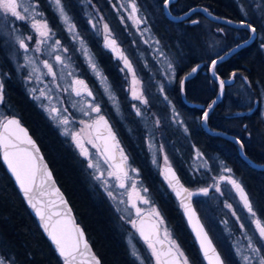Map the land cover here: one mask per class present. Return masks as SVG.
I'll list each match as a JSON object with an SVG mask.
<instances>
[{
  "label": "snow or ice",
  "instance_id": "1",
  "mask_svg": "<svg viewBox=\"0 0 264 264\" xmlns=\"http://www.w3.org/2000/svg\"><path fill=\"white\" fill-rule=\"evenodd\" d=\"M47 2L55 13L62 29H57L50 25L49 20L45 17V13L40 10L38 2L25 4L24 0H0V14L8 18L3 22L4 27H7L8 24L14 21H19L34 33V35H24L20 33L19 27L13 24L11 34L3 37L5 45L11 44L14 47L15 51L13 55L19 54L23 60L22 63L16 64V68L18 71L20 69L26 70L23 80L29 95L37 101L38 106L43 109L54 126L61 130V135L67 137L72 146L78 150L80 156L86 161V167L92 170L93 179L102 185L109 199L116 200V195L111 190L112 188L123 190V193L127 195V200L121 199L119 203L125 204L127 208L133 210L137 219H131L132 212H130L129 219L126 222L130 223L138 232L154 264H193L176 240L171 237L167 229H164V239L161 240L160 226L164 224V220L155 206H152L150 209L154 223L149 230H145L142 209L138 205H151V201L144 195L148 192V189L140 187L136 179L139 176V170L130 164V157L121 146L117 133L104 112L98 91L94 90L93 86L88 83L78 66L73 67V64L76 63L73 59L74 55L76 53L80 54L87 67V71L95 77L104 95L107 96L109 103L119 112V102L115 89L104 74L95 53L91 50L89 42L78 29L74 17L67 10L63 0H47ZM173 2L174 0H158L156 7L165 15H169V9ZM86 3L92 4V0H86ZM109 3H112V0H109ZM238 4L244 18L238 23L224 19L223 23L244 28L247 32L251 33V36L245 39L243 43L236 45L235 48H228L223 54L218 52L215 58L208 57L204 65L196 64L190 72L179 78L180 94L181 96H186L187 83L194 79L202 66L206 65L207 71L210 74L208 83L217 86L215 98L211 99L206 107L200 109L201 114L196 118L197 122L202 126H207L212 111L222 101L226 85L231 83L238 75L234 71L231 73L230 78L225 80L217 72L218 64L227 55L244 47L260 31L251 22L248 12L243 4L240 3V0H238ZM93 9L95 10V5H93ZM113 9L117 12H125L127 19L138 30V34L144 43L150 47L155 45L152 50L159 57H165L164 52L160 48L161 42L158 39L155 37L145 39V33L150 34L151 30L147 27L148 19L141 11L137 0H126V2L125 0H115ZM196 11H200V9H189L183 13L180 19L190 17L191 13ZM203 11L209 16L212 15L207 8H204ZM86 15L88 16L87 23L91 26L94 36L102 39L101 47L105 52H111L113 58L121 61L123 66L120 68V72L124 79L129 81L130 78L131 87L124 89L129 92V98L132 101H138L139 105L147 108L149 101L142 90L141 80L137 75L134 64L123 51L109 24L104 21V17L100 15L99 11H96L95 15H92V13H86ZM260 15L264 16V12L260 13ZM97 17L99 18L97 19ZM213 18L220 19L217 17ZM121 23H124L123 18L121 19ZM190 23L198 25L200 21L192 19ZM142 25L145 27L142 28ZM61 30L67 33L71 46L58 38V31ZM218 31L224 34L225 29L219 28ZM33 40L34 45L31 43ZM260 47L264 49V37L260 41ZM45 51L52 57L54 63L50 62L49 59H38L39 54ZM32 54L37 55L34 56ZM9 58L11 59L12 57L10 56ZM165 59L167 58L165 57ZM13 63H16L15 60H13ZM38 63L41 67L37 66ZM41 68L46 71H41ZM58 69L61 71L58 72ZM3 75H7V73ZM164 75L169 84L173 83L177 75L176 69L170 60L166 64ZM42 76L51 77L53 84L45 85V87L32 86L34 83L44 84ZM65 78H67L66 83H59V81L65 80ZM244 83L248 84L247 77H244ZM51 87H55L57 92L75 96L81 105L78 111L82 118L76 119L75 115L69 111V108L63 107V102L60 105L54 104L53 95L50 91ZM158 91L171 110L172 124L177 125L186 136L189 135V129L185 121L181 119L179 110L167 95L168 89L163 84H159ZM260 95L264 97V91ZM4 99V83L0 80V104L4 102ZM131 107L137 117L144 116L145 113L136 103H133ZM249 110L251 111V108ZM235 115H243V113H236ZM160 123V120L155 121L157 127L160 126ZM74 124L82 126L79 131L70 127ZM247 127V125H244L246 130ZM85 132L89 136L87 140L84 137ZM214 134L219 133L214 132ZM250 136L251 133H249ZM100 140H103V147L98 143ZM233 142L239 146L241 153L244 154L245 144L243 140L240 137H234ZM88 143L96 148L100 160L103 161L106 167L102 168L99 161L93 159L92 154L85 146ZM146 143H149V141L146 140ZM152 147L155 148V145L153 144ZM193 150L195 152L194 159L204 158L198 149L194 147ZM156 151L162 157V164L154 157L152 161L153 165H159L161 176H163L169 187L176 191L178 197L182 194H186L188 198L192 195L207 196L209 187H214L217 192H221V183L231 185V188L239 197L243 209L251 219L255 234L259 237L258 243L252 235L245 232V238L248 241L246 249L243 254L237 250V259L240 261V264H264V218L258 215L244 186L232 175V169L222 167L221 172L227 175L214 176L213 180L215 183L213 185L201 188L198 193H193L181 183L175 169L170 163L168 155L165 154L164 145L160 144ZM244 155L247 159L246 154ZM0 159H2L8 173L14 178L24 199L35 211V215L40 220V226L47 233L64 264H100V261L94 255H90L91 250L84 232L72 219L67 203L59 193V190L54 186L52 173L45 163L37 143L22 126L18 117L0 116ZM252 166L256 167L255 164ZM45 196L49 197L47 203L43 199ZM51 197H55L56 199L53 200ZM56 201H59V203H56ZM182 206L185 208V214L191 223L195 213L191 210L190 204H184L182 201ZM225 207L232 211L233 216L237 217V223H240V218L233 211V206L226 203ZM121 219L123 220L125 217L121 216ZM240 228L242 232L245 231L243 223H240ZM194 231L199 242L200 253L207 264H229V261L213 245L204 228L199 225V221L196 222ZM130 254L137 261V264H144V259L138 252L133 250ZM0 264H14V260L0 256Z\"/></svg>",
  "mask_w": 264,
  "mask_h": 264
},
{
  "label": "rangeland",
  "instance_id": "2",
  "mask_svg": "<svg viewBox=\"0 0 264 264\" xmlns=\"http://www.w3.org/2000/svg\"><path fill=\"white\" fill-rule=\"evenodd\" d=\"M72 1L73 6H70L68 4V0L67 2L63 0L67 10L74 17L78 29L81 31L82 35H84V38L89 42L91 50L93 53H95L97 61V53L99 52L100 54L106 55L109 62L108 64L113 67V73L108 74V68H103L99 64L103 69L104 74L108 77V80L111 82L113 88L115 89L117 100L119 102V112H117L113 108V105L109 103L107 96L104 95L103 90L96 82L95 77L87 71V67L84 64L83 58L79 53H76L73 57L74 61L76 62L75 64H73V67L78 66L84 78L91 86H93L94 90L98 91L99 98L102 101L104 112L108 119L111 121L113 129L115 125L116 127L121 128L127 136H131L132 139L139 140V142L136 143H139L138 145L142 147L143 151L148 157V161L151 164V167L154 171L157 172V174L159 175V179L162 181L167 191L170 192V188L164 180L163 176H161L160 174L159 165L154 166L152 162L153 158L155 157V159L160 161V163L162 164V157H160L159 153L156 151L160 144L164 145L165 154L168 155L170 163L172 164L174 169L177 171L178 167V169L180 168L184 172L190 183V185L187 186L190 189V192L198 193L201 188L213 185L215 183V181L213 180L214 176L219 177L220 175H227L226 173L221 172L222 167L229 168L223 162V160H221L216 154L203 152L192 142L190 136V127L182 112L179 111L181 114V119L185 121V124L189 129V135L186 136L177 125L172 124L171 110L164 107V103L167 102L164 101L163 96H161L158 91L159 84H163L168 89L167 92L172 91L173 89H177L178 75H176L173 83L169 84L165 79L164 74L166 64L169 60L173 63L176 69V73L178 74L180 64L183 61L181 60L180 56H178L182 53V46L180 45V43L172 41L171 47L168 49L169 51H165L164 47L160 43V48L164 52L167 59H165V57H159L158 54L152 50L155 45L150 47L148 44L144 43V41L141 39V36L138 34V30L133 27L132 22L127 19L126 13L123 11L117 12L113 9L115 0H112V3H109V0H92V4H87L86 0ZM155 1L157 0H137L139 6L141 7V11L148 19L147 27H149L151 30L150 34L145 33V39H150L151 37H155L156 39H158V35L154 32L152 27L153 23L155 22L154 16L149 14V5L153 6V8H157V4ZM187 1L188 0H184V3H182L181 5H184L183 7H188L187 5H185ZM24 2L25 4L38 2L40 5V10L45 13V17L49 20L50 25L57 29H62V26L60 25L55 13L48 5L47 0H24ZM233 2L236 4L241 16L244 18L238 4V0H233ZM240 3L243 4L244 8L247 10L248 16L251 21L258 27V29H260L256 37V44L257 48H259L264 55V49L260 47V41L262 37H264V16L260 15V13L264 12V0H240ZM93 5H95V10L93 9ZM117 7L119 6L117 5ZM75 9L77 10V12ZM96 11H99L100 15L104 17V21L109 24V27L112 29L113 34L117 38L123 51L132 60L137 75L141 80L142 90L149 101L147 108H145L143 105H139L138 101H132L129 98V92L125 91L124 89L131 87L130 78L129 81H126L121 74L120 68L123 66L121 61L113 58V54L111 52H105V50L101 47L102 39L95 37L92 33L91 26L87 23L88 16L86 15V13H92V15H95ZM98 18L99 17H97V19ZM122 18L124 20V23H121ZM7 19L8 18L4 17L3 14H0V53L2 54V57H5L4 59H6L5 62H3L5 63V66L1 61L2 59H0V80H2L3 83H5L7 80L12 82V79L13 81H17L22 89V92L32 101L35 107L51 124L52 128L56 131L58 136L67 142V145L70 147V149L76 154L79 160H81V169L85 175V179L88 183L89 188L93 191L94 195L101 199L106 205L109 214L114 220L117 232L119 233L124 247L130 257L133 258L130 253L135 250L144 259V264H154V261L150 256L146 245L144 244V242L140 241L137 238L135 229L132 227V225L126 222V220L129 219L130 212H132L131 219H137L133 210L127 208L125 204L119 203V200L121 199L127 200V195L123 193V190L112 188L111 190L116 195V200L109 199L102 185L93 179L92 170L86 167V161L80 156L78 150L75 149L74 146H72L70 140L67 137L61 135V130L54 126L53 122L48 119L47 114L41 107L38 106L37 101L32 99V97L29 95V92L27 91V87L23 80V76L25 75L26 70L20 69L18 71L16 68V64L22 63L23 60L19 56V54L13 55L15 51L14 47L11 44L5 45L3 40V37L11 34L13 24L19 27L20 33L24 34L23 25L22 22L14 21L13 23L8 24L7 27H4L3 22ZM202 26L204 27L202 33L204 34V36L202 37L203 39H201V48H199L198 50V48L195 47L194 50L197 52V56L203 55L214 58L218 52H223L228 46L227 41L229 35L226 33V37L223 38V34H221L218 30L208 31L205 27L207 25ZM141 27L143 28L145 26L142 25ZM29 34L34 35V33L31 32V29L29 30ZM58 38H60L64 43L71 46V42L68 40L67 33L63 32L62 30L58 31ZM31 43L34 45V40ZM165 45L166 43H164V46ZM186 50H188V48H186ZM173 51H176V55ZM32 55L36 56L37 54ZM10 56L12 57L11 59L9 58ZM38 59H49L50 62L54 63V60L47 51L39 54ZM13 60H15L16 63H13ZM37 66L41 67L39 63L37 64ZM6 67H9V70H6ZM8 71H11L13 76H10ZM41 71L46 70H43L41 68ZM57 71L60 72L61 70L58 69ZM4 73H7V75H3ZM41 78L44 80V84L34 83L32 86L45 87V85L53 84L51 77L42 76ZM66 82L67 78H65V80L59 81V83ZM50 91L53 95L54 104L60 105L61 102H63V107L69 108V111L75 115L76 119L82 118L80 117L78 111L81 105L75 96L65 95L62 92H57L55 87H51ZM133 103H136L138 107H140L141 110L145 113L143 117L136 116L131 107ZM260 114L264 116V97H262V103L260 105ZM0 116H7V111L0 108ZM156 120H160L161 122L159 127L155 125ZM130 121L133 122V124H131ZM131 126H135V128L137 127V129L134 131L133 127ZM70 127H73L77 131H79L82 126L79 124H74ZM84 137L85 140L89 139L87 132L84 133ZM146 140L149 141V143H146ZM153 144L155 145V148L152 147ZM85 146L92 154L93 159L99 161L102 168L106 167L103 161L100 160L96 148L93 147L90 143L86 144ZM194 147L203 154V159H194ZM129 162L133 167L139 170V168L134 163H132L131 160ZM232 175L235 177V179L241 182L239 176L235 174V172L232 171ZM261 178L264 179V176H262ZM136 179L139 182L140 187L148 189V192L144 195H146L147 198L151 201V205H138L142 209V213H144L145 211L150 212L151 207L155 206L159 210L164 220V224L161 225L163 237L164 229H167V231L171 234V237L178 243L171 226L165 220L162 210L158 206V203L149 186L144 181L140 170L139 176L136 177ZM220 187L222 189L221 192H217L214 187H209V193L207 196L192 195L193 201L197 202L204 220L201 218L200 219L203 222L207 232L209 231L212 233L215 242L221 250L220 252L222 253V255L229 262L240 264V261L237 259L236 254L237 250H239L243 254L244 250L246 249L248 241L245 238V232H247L249 235H252L258 243L259 237L255 234V229L251 223V219L249 218L248 213L243 209L242 204L240 203L239 198L236 196V193L231 188V185H228L227 183H221ZM251 201L253 202L254 206L253 199H251ZM226 203L233 206V211H235L237 213V216L240 218V223H243L245 225L244 232L241 231L240 223H237V217L233 216L232 211L225 207ZM258 215L262 218L260 213ZM121 216H124L125 219L122 220ZM0 256L3 255L0 253Z\"/></svg>",
  "mask_w": 264,
  "mask_h": 264
},
{
  "label": "trees",
  "instance_id": "3",
  "mask_svg": "<svg viewBox=\"0 0 264 264\" xmlns=\"http://www.w3.org/2000/svg\"><path fill=\"white\" fill-rule=\"evenodd\" d=\"M65 1L67 2V0ZM68 1V4L73 6V1ZM220 1L233 6V0ZM155 2L157 4L158 0ZM201 3V0H188L185 4L188 7H192ZM149 6V14L153 11L154 17L159 19L157 24L158 27H171L170 33H166L165 30H162V33L157 34L160 36L162 42L166 44L170 43L171 46L173 41L180 43L182 46V53L178 56H180L183 61L178 70V77L185 74L197 62L208 59V57L203 55L197 56V52L194 50L195 47L198 48V50L201 48V39H203L202 37L204 36V34H202V29L194 26H183L175 22L171 23L165 17H161V11L159 9L153 8L151 5ZM231 19L239 21L237 16ZM224 28L227 30L226 33L229 35L228 39H230L231 44L244 41L248 37L245 32L239 31L237 28L227 27L226 25ZM233 36H236L237 40L232 39ZM254 42L256 43L254 40L250 45L248 44L247 47L245 46V51L242 59L238 61L239 63H232L234 69H238L241 66L244 67V69L240 68V70H242V72L244 71V73L249 76L248 80L251 84L253 94H255L257 90L264 89V55L260 53ZM186 48H188V50H186ZM173 52L176 55V51ZM98 55L104 66L108 68V74L113 73V67L108 64V59L106 57L104 58L99 52ZM3 64L5 66V63ZM6 70H9V67H6ZM8 73L10 76H13L11 71H8ZM198 76H195L194 79L187 84L186 95L188 100L199 101L201 100L203 90L207 92L210 88L212 89L207 78L199 79L200 77ZM5 86L6 90H8L6 104L11 109L8 110L11 111L15 117L19 118L21 124L28 129L30 135L38 144L55 181L66 196L75 218L83 228L94 253L100 260V264H137L125 249L122 239L117 232L114 220L109 214L106 205L101 199L96 197L89 188L85 175L81 169V160H79L76 154L70 149L67 142L58 136L51 124L35 107L32 101L22 92L17 81H13L12 79V82H10L7 80ZM176 92L178 93L177 89H173L171 94ZM182 113L190 127L191 140L195 146L203 152L216 154L239 176L248 195L253 199L258 214L260 213L262 218H264V179L261 178L264 176L263 172L251 168L239 156L238 147L235 143L220 136L209 135L204 131L202 125L200 126L196 119L201 114L200 108L186 107ZM131 124H133V122H131ZM207 125L211 129H216L217 126H219L218 122L215 120L214 111H212ZM131 127H133L134 131L137 129L135 126ZM221 128L227 130L229 127L224 122L221 124ZM114 130L121 142V146L129 155L131 162L139 168L144 181L152 191L181 249L186 253L193 264H204L198 248L181 215L180 207L175 202L171 193L164 187L157 172L151 167L148 157L142 147L138 145L139 143H136L139 142V140L127 136L121 128L115 125ZM258 148L263 149L264 152L263 145H260ZM244 153L253 162L258 164L263 163L264 156L254 155L247 145H245ZM177 173L181 181L186 186H189V180L182 169H178L177 167ZM194 206L200 218L203 219L202 212L196 201H194ZM208 233L216 248L221 251L212 233L209 231ZM0 253L7 259H13L14 264H62L61 258L56 255L50 243L42 234L35 218L26 207L13 181L7 174L1 159ZM229 264L237 263L229 262Z\"/></svg>",
  "mask_w": 264,
  "mask_h": 264
},
{
  "label": "flooded vegetation",
  "instance_id": "4",
  "mask_svg": "<svg viewBox=\"0 0 264 264\" xmlns=\"http://www.w3.org/2000/svg\"><path fill=\"white\" fill-rule=\"evenodd\" d=\"M201 1H202L201 4L196 5V6H192V7H199V8H203V9L207 8L213 16L232 20V21H234V20L231 18L232 17L234 18L235 16L238 17L239 21L241 19H243V17L241 16V14L239 12L238 7L236 6V4L234 2H233V6H230V5L224 3L220 0H201ZM182 3H184L182 0H175L172 3V5L170 6V9H169L170 14H172L174 16H180L184 12H186L188 9L192 8V7H183L184 5L182 6L181 5ZM150 15L154 16L153 11H152V13H150ZM160 15H161V17H165L167 20H169L162 11H161ZM192 19L199 20L200 23L198 25H192L190 23V20H192ZM158 20H159L158 18L156 19L154 17L155 22L153 23V26H152L154 32L156 34H158V33H162V30H165L166 33H170L171 27H167V26L158 27L157 26V24L159 22ZM169 21L171 23L173 22L171 20H169ZM239 21H234V22L238 23ZM175 23L182 24L183 26L198 27L202 30H204V27L202 25H207L205 27L207 28L206 30H208V31L209 30L216 31L219 28L225 29L224 26L226 25V24L217 23V22L211 20L207 16V14L202 10L193 12V14L188 19L181 21V22H175ZM202 23H204V24H202ZM226 26L231 27L229 25H226ZM237 29L239 31L245 32L246 35H248V37L251 34L250 32H247L244 28H237ZM29 30H30V28L23 26L24 35L25 34L29 35ZM226 32H227V30H225V32L223 34V38L226 37L225 36ZM233 37H232V39L237 40L236 36H233ZM256 37H257V35H256ZM158 40L161 42V45L164 47V50L169 51L168 49L171 47L170 43L169 44L167 43L164 46V43L162 42L160 36H158ZM242 42L243 41L231 44L229 39H228V41H227L228 46L225 48V50H227L230 47L233 48L234 46H236ZM255 45L257 46L256 43H255ZM244 48L245 47L240 48L234 54H232L229 58H227L225 61L220 62L217 66L218 74H220L221 77L224 78L225 80H228L231 76V73L234 71L237 72L238 75L236 76V78L234 80L231 81V83L226 85L225 93H224V96L222 98V101L220 103H218V105L213 110L214 114H215V120L218 122L219 126H217L216 129H212V130H220V131L226 132L230 135H233L235 137H240L243 140L244 144L250 147V150L253 152L254 155L264 156L263 149L258 148V147H260V145L264 146V116L262 114H260V105L262 103V97H261L260 93L262 91H264V89L263 90H257L256 93L253 94L252 90H251V84L248 80L249 76L247 74H245L244 71L242 72V70H240V68L244 69V67L241 66L238 69H234V65H233L234 63H239L238 61L242 59L243 53L245 51ZM257 49H259V48H257ZM259 51L261 54H263L260 49H259ZM223 52H221V54H223ZM102 56H104V58L106 57V55H103V54H102ZM97 57H98L99 64L101 65V67L104 68L105 66L102 63L101 59L99 58V55H97ZM205 57H207V56H205ZM4 58L2 57V54L0 53V59H2L1 60L2 63L5 62V60H6ZM205 60L206 59L201 60V61L197 62L196 64L202 63V65H204ZM196 64H194V65H196ZM183 75H181L180 77H182ZM195 76L200 77L199 79H203V78L209 79L210 74L207 71V66L206 65L202 66ZM180 77L177 78V82H178L177 91H178V93L176 92L174 94H171V91L167 92V95L172 100V103L175 105V107L180 112H183V110L186 109V107H189V108L196 107V106H190L186 102H190L193 104H200L201 105L200 109H201L202 107H206L207 104L211 101V99L215 98L217 86L211 84L210 86L212 87V89L210 88V90L207 92H205L204 90L202 91L201 100H199V101L188 100L187 95L184 96V99H183V97L180 94V90H179V78ZM244 77H247L248 84L244 83ZM5 83H4V97H5V99H4V102L2 104H0V108L2 110L7 111L8 117H12L15 115L13 113H11V111H9L11 109L6 104V100L8 99V92H7L8 90H6ZM186 88H187V85H186ZM164 104H165L164 107L168 109L169 107H168L167 103H164ZM249 108H251V111L249 110ZM239 112H242L244 114L243 115H235L236 113H239ZM224 122L229 127L227 130H225L224 128H221V124ZM244 125L248 126L247 130L244 128ZM249 133H251L250 137H249ZM263 163H264V159H263ZM261 172H264V171L262 170ZM161 232H162V227H161Z\"/></svg>",
  "mask_w": 264,
  "mask_h": 264
},
{
  "label": "water",
  "instance_id": "5",
  "mask_svg": "<svg viewBox=\"0 0 264 264\" xmlns=\"http://www.w3.org/2000/svg\"><path fill=\"white\" fill-rule=\"evenodd\" d=\"M174 1H175V0H174ZM192 8L200 9V10L203 11V8H199V7H192ZM192 8H190V9H192ZM188 10H189V9H188ZM188 10H187V11H188ZM169 13H170V12H169ZM192 14H193V13H191V15H192ZM191 15H190V16H191ZM181 16H183V14L180 15V16H174V15H172V14L166 15V17H167L169 20L174 21V22H181V21H184V20H186V19L189 18V17H185L184 19H180ZM207 16H208L211 20H213V21H215V22H217V23H223L224 18L217 17V18H220V19H214L213 17H216V16H213V15L209 16L208 14H207ZM236 23H237V22H236ZM223 24H226V23H223ZM226 25H229V26L234 27V28H240V27H237V26H234V25H230V24H226ZM250 36H251V34H250ZM255 39H256V36H255L254 39L249 40L248 43H247L245 46H247L248 44L252 43ZM242 43H243V42H242ZM240 44H241V43H240ZM245 46H244V47H245ZM235 47H236V46H234L233 48H235ZM239 49H240V48H239ZM239 49H237V50H239ZM234 53H235V52H234ZM234 53H231L230 55H227L223 61H225L227 58H229V57H230L232 54H234ZM223 61H221V62H223ZM198 64H201V65H202V63H198ZM194 66H195V65H194ZM194 66H193V67H194ZM191 69H192V67L188 70V72H190ZM188 72H186V73H188ZM186 73H185V74H186ZM185 74H184V75H185ZM184 75H183V76H184ZM182 97H183V99H184V96H182ZM185 102H186V101H185ZM186 103H187L188 105H190V106H196L197 108H200V107H201L200 104H193V103H190V102H186ZM249 112H250V111H249ZM239 113H242V112H239ZM243 114H244V113H243ZM22 126L28 131V129H27L24 125H22ZM202 128H203L204 131H205L206 133H208L209 135H212V136H214V135H215V136H220V137L225 138V139H227V140H229V141H231V142H233V138L235 137V136H233V135H230V134H228V133H226V132H223V131H220V130H212V129L209 128L208 125H207V126H202ZM214 132H218L219 134H214ZM28 133H29V131H28ZM29 135H30V133H29ZM30 136H31V135H30ZM31 137H32V136H31ZM32 139H33V137H32ZM33 140H34V139H33ZM34 141H35V140H34ZM35 142H36V141H35ZM98 143H100V144H101V147H103V140L98 141ZM233 143H234V142H233ZM37 145H38V144H37ZM38 147H39V146H38ZM237 147H238V153H239V156H240V157H241V158H242V159H243V160H244V161H245V162H246L251 168H253V169H255V170H259V171L264 170V163H263V164L255 163V162H253L250 158H248L247 156H246V157H247V159H246V158H245V155H244V154H245V153H244V150H243V153H244V154H242V153H241V150H240V148H239L238 145H237ZM39 149H40V148H39ZM40 152H41V150H40ZM41 155H42V152H41ZM42 156H43V155H42ZM44 161H45V163L47 164V162H46L45 159H44ZM1 162H2V164H3L2 159H1ZM253 164H255L256 167H253V166H252ZM3 166H4V168H5L6 172H7V174L10 176L11 180L13 181L14 186H15L16 189L18 190V192H19L21 198L23 199V201H24L26 207L28 208L29 212H30L31 215L35 218V220H36V222H37V224H38V226H39V228H40L42 234H43L44 237L48 240V242L50 243L51 247H52L53 250L55 251L56 255L59 256L58 253H57V251H56V249H55V246L52 244V242H51V240L49 239L47 233H45L44 230H43V228L40 226V220H39V218L35 215V211L29 206V204L27 203V201L24 199L23 194L20 192L18 185H16L14 178L11 177L10 173H8L6 166H5L4 164H3ZM47 166H48V164H47ZM48 168H49V166H48ZM173 168H174V167H173ZM49 170H50V168H49ZM50 171H51V170H50ZM175 171H176V170H175ZM51 173H52V172H51ZM176 173H177V172H176ZM177 175H178V173H177ZM52 176H53V174H52ZM178 177H179V175H178ZM179 179H180V177H179ZM164 180H165V179H164ZM53 181H54V186H55V188H57V189L59 190V193L63 196L64 201L67 203V207H68V209H70V214H71L72 219L74 220V222H75V223H76V224L82 229V231L84 232V230H83V228L81 227V225L77 222V220H76V218H75V215H74V213H73V211H72V208H71L70 204H69L68 201H67L66 196L64 195V193L62 192V190L59 188L57 182L55 181L54 176H53ZM180 181H181V179H180ZM181 183L183 184V186H184L185 188H187V189L190 191V189H189V188H188V187H187L182 181H181ZM167 184H168V183H167ZM168 186H169V185H168ZM169 188H170V187H169ZM233 191H234V190H233ZM234 192H235V191H234ZM170 193H171L172 197L174 198L175 202H176V203L179 205V207H180L181 215H182V217H183V219H184V221H185V224H186V226H187V228H188V230H189V232H190V234H191V236H192V238H193V240H194V242H195L197 248H198V251H199V254H200V256H201V259H202L203 263H204V264H207V262L203 259L202 254L200 253L199 242H198V240H197L196 232L194 231V228L196 227V222H197V221H199V225L202 226V227L204 228L205 232L208 234L209 239H210L211 241H212V239H211L209 233L207 232V230H206V228H205L203 222L201 221V219H200V217H199V215H198V213H197V211H196V209H195L194 202H193V197L191 196L190 198H188V197L186 196V194H182L181 196L178 197L177 194H176V191L172 190L171 188H170ZM235 193H236V192H235ZM236 195H237V194H236ZM237 197H238V196H237ZM238 198H239V197H238ZM43 199H44L45 203H47L49 197H48V196H45V197H43ZM51 199L55 200L56 198H55V197H51ZM182 201H183L184 204H190L191 210L195 213V216L192 217V222H191V223L189 222V218H188V216L185 214V208L182 206ZM239 201H240V200H239ZM56 203H59V201H56ZM142 217H143V221H144L143 226H144L145 230L147 231V230H149V229L151 228V225L154 223V220H153V218H152V216H151V214H150L149 211H146V212L142 213ZM84 234H85V232H84ZM135 234H136L137 238H138L140 241L143 242V240L140 238V236H139V234H138V232H137L136 230H135ZM85 238H86V240L88 241V239H87V237H86V234H85ZM160 238H161V240L164 239V237H163V235H162V232H161V226H160ZM212 242H213V241H212ZM88 244H89V247H90V250H91L90 255H94V256L99 260V258L97 257V255L94 253V251H93V249H92V247H91L89 241H88ZM213 245H214V243H213ZM214 246H215V245H214ZM215 247H216V246H215ZM59 257H60V256H59ZM60 258H61V257H60ZM86 258H87V257H86ZM61 260H62V258H61ZM99 261H100V260H99ZM62 264H64L63 260H62Z\"/></svg>",
  "mask_w": 264,
  "mask_h": 264
}]
</instances>
